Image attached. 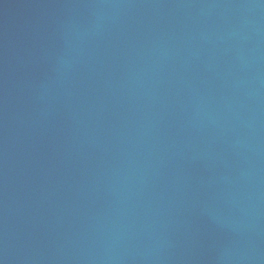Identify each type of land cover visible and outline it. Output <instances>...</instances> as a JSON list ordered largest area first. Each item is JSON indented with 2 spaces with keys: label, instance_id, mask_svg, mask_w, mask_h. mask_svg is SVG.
<instances>
[{
  "label": "water",
  "instance_id": "1",
  "mask_svg": "<svg viewBox=\"0 0 264 264\" xmlns=\"http://www.w3.org/2000/svg\"><path fill=\"white\" fill-rule=\"evenodd\" d=\"M0 264H264V0H0Z\"/></svg>",
  "mask_w": 264,
  "mask_h": 264
}]
</instances>
